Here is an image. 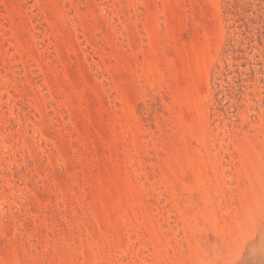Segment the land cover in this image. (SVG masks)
<instances>
[{"label":"rangeland","instance_id":"374dc122","mask_svg":"<svg viewBox=\"0 0 264 264\" xmlns=\"http://www.w3.org/2000/svg\"><path fill=\"white\" fill-rule=\"evenodd\" d=\"M0 264H264V0H0Z\"/></svg>","mask_w":264,"mask_h":264}]
</instances>
